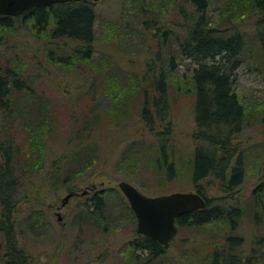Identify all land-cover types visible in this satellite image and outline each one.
Wrapping results in <instances>:
<instances>
[{
  "label": "rangeland",
  "instance_id": "obj_1",
  "mask_svg": "<svg viewBox=\"0 0 264 264\" xmlns=\"http://www.w3.org/2000/svg\"><path fill=\"white\" fill-rule=\"evenodd\" d=\"M181 6L193 12L188 0H99L87 58L79 52L82 43L52 38L53 27L38 29L22 15L0 30V76L7 83L0 147H11L18 181L11 220L1 215L0 206V226L11 227L26 264H85L88 259L87 264H211L215 247L230 235L241 238L244 253L254 248L264 264V51L258 38L264 12L253 0H207L204 10L210 25L227 29L226 34L237 32L242 40L233 91L243 118L228 153L233 152L231 165L241 155L243 178L229 189L228 176L226 182L213 176L201 182L210 205L239 209L235 231L227 219L199 227L177 224L175 237L158 257L140 252L136 257L129 245L136 222L120 181L151 197L195 191L190 78L195 65L179 49L187 28ZM161 73L168 117L154 124V131L167 133L170 123L168 138L156 137L141 119L145 100L154 110ZM91 183L103 189L102 215L94 214L89 228L84 221L80 226L94 238L110 236L116 248L110 246L109 254L76 252L71 239L78 224L71 218L86 214L80 199L60 210L66 217L63 230L56 221V207L67 191ZM60 233L68 238L62 250ZM7 252L0 232V264Z\"/></svg>",
  "mask_w": 264,
  "mask_h": 264
},
{
  "label": "trees",
  "instance_id": "obj_2",
  "mask_svg": "<svg viewBox=\"0 0 264 264\" xmlns=\"http://www.w3.org/2000/svg\"><path fill=\"white\" fill-rule=\"evenodd\" d=\"M188 1L193 12L183 11L182 6L178 8L187 27L185 37L179 42V49L181 54L195 65L190 72L195 89L193 138L196 141L192 155L191 176L195 190L205 198L207 204L202 210L180 217L178 225L199 227L214 220L227 219L230 222L231 232H233L240 216L239 209L237 207L226 208L221 203L210 205V201L201 188V182L209 176L226 182V170L231 166L230 180L226 182L227 188L239 185L243 178L241 155L239 154L236 162L231 165L229 158L233 152L228 153L231 140L240 130L243 118V107L233 91L234 73L240 63L242 40L237 32L226 34L227 29L210 25L204 13L207 0ZM253 6L260 13L264 12V0H253ZM23 16L31 19L32 24L38 29L53 27L52 38H66L82 43L84 48H80V54L86 58L90 55L94 41V23L97 20L93 3L79 1L35 7L26 11ZM13 19V17L0 16V30L12 27ZM162 35L165 37L167 33L163 32ZM258 38L264 51V28L258 31ZM158 78L157 95L152 102L154 110L151 111L145 100L141 115V119L150 125L152 132L154 124L163 123L168 117L166 82L162 73ZM6 91V79L0 76V108L2 109L6 106ZM169 126L170 123L166 127L167 133L154 131V135L168 138ZM0 149L2 153L0 164L1 215L11 220V209H14L11 204L12 197L18 191V181L13 173L11 147L2 146ZM168 169H172L171 162ZM0 232H4L8 247V252L3 256L8 260H4L3 264H26L23 251L17 249L11 227L5 229L0 226ZM144 243L155 246V250L151 253L152 257L162 254V247L150 239L144 238ZM241 243L240 237L227 236L224 244L215 247L211 264H260L261 254L256 253L254 248L249 253H244L239 249Z\"/></svg>",
  "mask_w": 264,
  "mask_h": 264
},
{
  "label": "water",
  "instance_id": "obj_3",
  "mask_svg": "<svg viewBox=\"0 0 264 264\" xmlns=\"http://www.w3.org/2000/svg\"><path fill=\"white\" fill-rule=\"evenodd\" d=\"M99 0H0V16H18L35 7L50 6L67 2ZM118 188L126 197L137 219V232L166 246L175 236V219L185 213L205 207L204 199L193 192H175L156 197L145 196L126 181ZM67 195L63 201H67Z\"/></svg>",
  "mask_w": 264,
  "mask_h": 264
},
{
  "label": "flooded vegetation",
  "instance_id": "obj_4",
  "mask_svg": "<svg viewBox=\"0 0 264 264\" xmlns=\"http://www.w3.org/2000/svg\"><path fill=\"white\" fill-rule=\"evenodd\" d=\"M21 15L23 16L24 13ZM21 15H19V16H21ZM19 16H17V17H19ZM235 162H236V160H235ZM231 168H232V166L226 170V177L228 176V181L230 180V176H231V171H232ZM193 193H197V191L195 190ZM67 195H70L69 199L67 201H63V199ZM103 196H104L103 195V189L98 190L97 186L95 184L91 183L88 186H84L83 188L76 187V188H73V189L71 188L70 190H68L66 195L61 199L60 206L56 207V209L58 210L57 212H55L56 217H57L56 221L58 222V225L60 226V229H62V230L66 227V223H65L66 217L61 215L62 212L60 210L63 209L71 199H73V198L76 200L80 199V201L78 202L80 207H82L83 209H86L85 215L84 214H78L77 216L74 215L71 218V221L73 223L78 224L76 226L77 232L74 234V239L71 237L72 238L71 241L73 243V246H74V248L78 254L84 253L85 251H88L90 254L91 250L94 254L99 253L101 250H102V252H106L109 254L110 246H113L114 248H116L115 245H113V243L110 242V240H111L110 236H109L110 240L103 238L102 235L98 236L97 238H94V236H96V235L89 234L86 231L83 232V227L81 228V226H80V222L84 221L87 224L86 226L89 228L88 225H91L90 221H92V219L94 218L93 215L94 214L102 215L101 210H103L102 209V207H103ZM201 197L204 199L205 206H206L207 201L205 200V198L203 196H201ZM126 201H127V199H126ZM127 203H128V201H127ZM128 206H129V203H128ZM48 207L52 208L51 205ZM129 208H130V206H129ZM200 210H202V209H200ZM131 211H132V209H131ZM195 211H197V210H195ZM192 212H194V211H192ZM132 213L134 215V219L136 222V226H135V230H134L135 232L133 234L134 238L129 241V245H130V248H132V250H133V254L136 255V257H137L138 256L137 254H139V252H140V253H147L151 256V253L155 250V246L153 244L144 243V238H148L151 241H153L156 245L161 246L163 252H165V249L169 246L170 242L172 241V239L174 237L168 242V244L166 246H164V245H161L160 243H158L156 240H153V239H151V238H149L143 234L138 233L137 232V219H136L133 211H132ZM189 213H191V212L182 214L175 219L174 224H175L176 229H177V224H178L179 218L186 215V214H189ZM31 226H34V225H31ZM37 229L38 228H35L34 230H37ZM66 236H67V234L60 233L61 238H60V245L58 246V250L63 249V242L65 240H68V238H66ZM93 239L95 241H101V242L108 241V242L99 243V242H94ZM116 240H117V238L114 239V241H116ZM23 253H24V251H23ZM4 260L6 261L8 259L5 258ZM4 260H3L2 264L4 263ZM87 262H89V259L87 260ZM87 262L85 264H87Z\"/></svg>",
  "mask_w": 264,
  "mask_h": 264
},
{
  "label": "bare ground",
  "instance_id": "obj_5",
  "mask_svg": "<svg viewBox=\"0 0 264 264\" xmlns=\"http://www.w3.org/2000/svg\"><path fill=\"white\" fill-rule=\"evenodd\" d=\"M170 163V162H169Z\"/></svg>",
  "mask_w": 264,
  "mask_h": 264
}]
</instances>
